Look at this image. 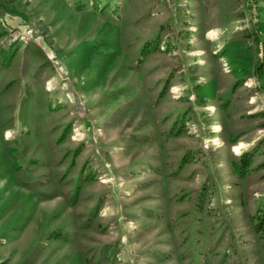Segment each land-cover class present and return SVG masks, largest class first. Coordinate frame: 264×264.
<instances>
[{
	"label": "rangeland",
	"instance_id": "obj_1",
	"mask_svg": "<svg viewBox=\"0 0 264 264\" xmlns=\"http://www.w3.org/2000/svg\"><path fill=\"white\" fill-rule=\"evenodd\" d=\"M8 1L0 264H264V0Z\"/></svg>",
	"mask_w": 264,
	"mask_h": 264
},
{
	"label": "trees",
	"instance_id": "obj_2",
	"mask_svg": "<svg viewBox=\"0 0 264 264\" xmlns=\"http://www.w3.org/2000/svg\"><path fill=\"white\" fill-rule=\"evenodd\" d=\"M72 7L74 8V11L76 12H80L82 10H84L87 6V3H90L91 7L94 9L92 10V8L90 9L92 12H95L97 15H101V13L106 9L107 5H104L100 0H90V2L88 0H72ZM7 2L9 3L8 0H0V12L2 11H6L5 9H7ZM103 4V5H102ZM9 5V4H8ZM104 7V8H102ZM165 91L164 87L162 88V93ZM252 160V155H246V156H241L237 167H235L234 169H236L237 174H239V176H243V174L248 170V168L251 165V161ZM258 225V224H257ZM258 226H256L257 228Z\"/></svg>",
	"mask_w": 264,
	"mask_h": 264
},
{
	"label": "bare ground",
	"instance_id": "obj_3",
	"mask_svg": "<svg viewBox=\"0 0 264 264\" xmlns=\"http://www.w3.org/2000/svg\"><path fill=\"white\" fill-rule=\"evenodd\" d=\"M220 129V127L219 126H216L215 128H214V130H219Z\"/></svg>",
	"mask_w": 264,
	"mask_h": 264
}]
</instances>
